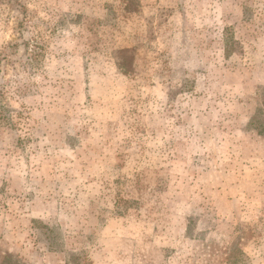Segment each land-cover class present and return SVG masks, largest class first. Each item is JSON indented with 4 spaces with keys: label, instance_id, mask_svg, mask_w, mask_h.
Instances as JSON below:
<instances>
[{
    "label": "rangeland",
    "instance_id": "rangeland-1",
    "mask_svg": "<svg viewBox=\"0 0 264 264\" xmlns=\"http://www.w3.org/2000/svg\"><path fill=\"white\" fill-rule=\"evenodd\" d=\"M0 264H264V0H0Z\"/></svg>",
    "mask_w": 264,
    "mask_h": 264
},
{
    "label": "trees",
    "instance_id": "trees-1",
    "mask_svg": "<svg viewBox=\"0 0 264 264\" xmlns=\"http://www.w3.org/2000/svg\"><path fill=\"white\" fill-rule=\"evenodd\" d=\"M124 52H128V51H124ZM128 57V63L130 64V61L132 60L131 56H127ZM127 65V64H126ZM121 68L123 69L125 67V64L123 65L122 62L120 63Z\"/></svg>",
    "mask_w": 264,
    "mask_h": 264
}]
</instances>
